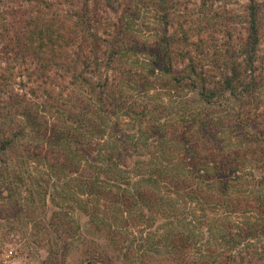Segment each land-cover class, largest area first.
I'll return each mask as SVG.
<instances>
[{
	"label": "trees",
	"instance_id": "1",
	"mask_svg": "<svg viewBox=\"0 0 264 264\" xmlns=\"http://www.w3.org/2000/svg\"><path fill=\"white\" fill-rule=\"evenodd\" d=\"M248 1L214 53L193 38L223 17L215 0H22L0 19V63L32 66L30 96L0 73V220L45 233L58 264L73 247L77 264L141 248L152 264H264V11ZM144 12L153 43L133 30Z\"/></svg>",
	"mask_w": 264,
	"mask_h": 264
},
{
	"label": "rangeland",
	"instance_id": "2",
	"mask_svg": "<svg viewBox=\"0 0 264 264\" xmlns=\"http://www.w3.org/2000/svg\"><path fill=\"white\" fill-rule=\"evenodd\" d=\"M263 8L264 11V0H257ZM248 0H215L213 10L217 11L219 14H223L222 18L215 17V14L211 12L209 19H212L215 17V19L211 21L209 25H204V34H201L193 38L194 41H200L203 45L211 47L210 50L212 53H214V49H216L218 46L223 45L222 43L225 40V29L223 28L224 24L232 25L235 30H237L236 33L233 32L234 39L232 40L233 43H237L238 37V31L242 28V23H239L242 20V16L244 15V6L248 3ZM22 5V0H0V19L4 21L7 19V22L13 20L14 16L17 15V12L19 11V7ZM227 13L233 14L236 18H239L238 20L233 21L232 24H229V22L225 19V15ZM182 19L184 20L183 16H186V13L184 12L182 15ZM217 16V15H216ZM195 20H198V15H193ZM6 22V21H5ZM208 21H205L207 23ZM136 24L133 30L139 35V38H141L143 41L147 42H154L155 35H156V25H155V18L153 13H147L144 12L140 15L139 19H137ZM149 26L150 31L147 28ZM188 26H191L189 24ZM32 66L30 67L29 63L20 65L19 63H0V73L3 76L11 78V84L12 87L16 92H19L20 94L27 93L28 96L30 94L28 93V89L25 91H20L19 85L27 80L25 70L28 69V72L31 70ZM187 91V90H186ZM153 94V93H152ZM193 93H190V95H187V98L192 97ZM168 98V96H163L162 99ZM260 102L264 101V90L262 93V97L260 98ZM165 102L167 101L164 100ZM176 102V99H174ZM180 101L178 100V103ZM118 122L120 123V130L122 134L128 135L133 134L131 130V125L129 124L130 121L128 118L120 117ZM133 157L131 155V160L128 161V164L131 165L133 162ZM257 176H260V173H256ZM38 175V174H37ZM22 196L20 199L23 200V202H26L28 194L27 191L24 189L21 192ZM57 201H60L59 199H56ZM50 205H52L51 201H48ZM61 202V201H60ZM4 210V206L2 204V201L0 200V211ZM3 214V211H2ZM83 213L77 212V215L80 217L78 220H80V223L82 225V232L84 233V237H93L94 239L98 240L99 242L104 243L105 240L100 236L98 232H96L95 228L93 226H90L86 223V219L83 215ZM20 222V220H17ZM16 219L9 220V222L6 223L5 220H0V264H58L57 255H56V249L58 248L57 244L49 239L45 233L37 234L34 230L33 225H29L28 228L22 232H19L17 229L11 228L12 224L14 222H17ZM135 236L136 242L137 240H141L139 236V232L137 228H130L129 234ZM81 244L80 242H77ZM77 247L71 248V253L69 256L65 258L66 264H77L78 262V254L79 251L76 250ZM144 252H146V248H141L136 250L135 260L136 262H129L127 264H152L151 262H146L149 257H143ZM146 258V260H145ZM141 259L144 260V262L141 261ZM120 264V263H119Z\"/></svg>",
	"mask_w": 264,
	"mask_h": 264
}]
</instances>
